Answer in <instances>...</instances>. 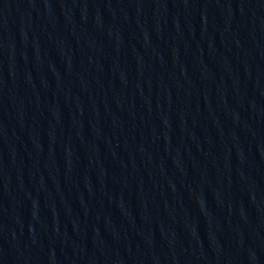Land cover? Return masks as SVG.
Masks as SVG:
<instances>
[{"label": "water", "instance_id": "95a60500", "mask_svg": "<svg viewBox=\"0 0 264 264\" xmlns=\"http://www.w3.org/2000/svg\"><path fill=\"white\" fill-rule=\"evenodd\" d=\"M0 264H264V0H0Z\"/></svg>", "mask_w": 264, "mask_h": 264}]
</instances>
